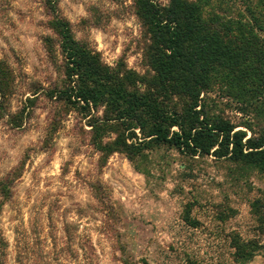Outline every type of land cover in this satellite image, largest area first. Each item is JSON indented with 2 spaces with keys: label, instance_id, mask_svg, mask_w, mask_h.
Wrapping results in <instances>:
<instances>
[{
  "label": "rangeland",
  "instance_id": "1",
  "mask_svg": "<svg viewBox=\"0 0 264 264\" xmlns=\"http://www.w3.org/2000/svg\"><path fill=\"white\" fill-rule=\"evenodd\" d=\"M58 9L103 64L152 79L137 0H58ZM204 10L264 18L260 0H207ZM51 21L43 0H0V264H237L235 238L257 244L245 264H264V172L165 146L138 149L137 131L126 140L120 123L99 122L103 108L86 114L67 104ZM239 92L213 85L200 96L204 111L260 134L264 89ZM124 140L131 148L112 146Z\"/></svg>",
  "mask_w": 264,
  "mask_h": 264
},
{
  "label": "trees",
  "instance_id": "2",
  "mask_svg": "<svg viewBox=\"0 0 264 264\" xmlns=\"http://www.w3.org/2000/svg\"><path fill=\"white\" fill-rule=\"evenodd\" d=\"M43 1L66 59L70 84L60 97L67 104L78 105L86 114L103 108L99 122L120 123L129 133L126 140H136L137 131L138 149L165 146L264 172V131L247 137L230 122L209 117L200 97L216 84L237 88L240 96L262 92L264 50L257 31L264 32V18L260 21L251 12L250 21L207 16V0H168L166 8L137 0L151 36L149 64L154 74L138 81L132 72L103 64L97 52L73 39L69 23L59 15L58 0ZM114 145L131 148L125 140ZM234 241V262L250 263L257 244Z\"/></svg>",
  "mask_w": 264,
  "mask_h": 264
}]
</instances>
